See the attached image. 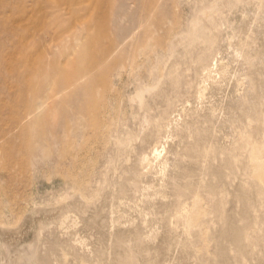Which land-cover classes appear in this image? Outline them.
<instances>
[{
	"label": "rangeland",
	"instance_id": "rangeland-1",
	"mask_svg": "<svg viewBox=\"0 0 264 264\" xmlns=\"http://www.w3.org/2000/svg\"><path fill=\"white\" fill-rule=\"evenodd\" d=\"M261 33L264 0H0V264H264V90L199 97Z\"/></svg>",
	"mask_w": 264,
	"mask_h": 264
},
{
	"label": "bare ground",
	"instance_id": "bare-ground-1",
	"mask_svg": "<svg viewBox=\"0 0 264 264\" xmlns=\"http://www.w3.org/2000/svg\"><path fill=\"white\" fill-rule=\"evenodd\" d=\"M245 11V10H244ZM254 11V10H253ZM245 14V13H244ZM247 15V14H246ZM254 16H255V14H254ZM253 17V16H252ZM257 17V16H256ZM246 18H247V16H246ZM248 18H250V17H248ZM248 18H247V21L246 22H244V24L242 25V27L238 30L239 31V33H242V28H244V27H247V29H248V27L249 26H251V25H249V24H247L248 23ZM255 18V17H254ZM245 19V18H244ZM243 20V19H242ZM258 21V17L255 19V21ZM252 21H250V23H251ZM252 24V23H251ZM254 24V23H253ZM238 27V26H237ZM239 27H240V25H239ZM250 28V27H249ZM237 31V32H238ZM262 31V30H261ZM233 34V33H232ZM261 34H263L264 35V33H261ZM234 35H235V33H234ZM236 36V35H235ZM262 36V35H261ZM260 37V36H259ZM229 38H230V36H229ZM235 38V37H234ZM255 39V38H254ZM238 40V39H237ZM201 41H203V40H201ZM256 41V40H255ZM253 39H250L248 42H246V44H245V46H243V47H241V49H240V47L238 48V49H236V48H234V47H232V48H234L233 50H234V54H233V56H234V60H237L236 61V64H237V62L239 63V64H237L238 66H237V73H234V71L232 70V68H235V66L236 65H234V67L231 65V64H224V63H222L221 61H217V63L215 64L216 66H214V67H216V70H219L220 71V77H219V79L218 80H216V79H214L213 78V75H207L204 79H203V81H204V87L199 91V97L200 96H202V98H204V96H206V95H208V90L206 89L207 88V85L209 86V81H211L212 82V85H215V86H217V87H222V86H224V84L225 85H227L226 84V82H231L232 80V82L235 84L234 86H235V88H236V90L237 91H239V89H241L242 88V86L243 87H245V94L247 95V96H249V98L251 99L252 97H254V99L253 100H255V98L257 97V94H259L258 92L259 91H263L264 90V82H262V84H260V83H257V81H264V51H263V46H262V48L260 49L259 47H257L258 46V44H259V42H255ZM230 42H232V41H229V44H230ZM263 42V41H262ZM261 41H260V43H262ZM235 43V42H234ZM256 43V44H255ZM236 44V43H235ZM225 45V44H224ZM226 45H227V42H226ZM234 45V44H233ZM199 45H194L192 48H191V50L192 51H194V52H196V53H200V48L198 47ZM227 46H229V45H227ZM231 46H232V44H231ZM235 46V45H234ZM237 47V46H236ZM261 47V46H260ZM229 48V47H228ZM231 48V49H232ZM251 48V49H250ZM203 49V48H202ZM230 49V48H229ZM228 50V49H227ZM227 52V51H226ZM225 52V53H226ZM229 52H231V50L229 51L228 50V53ZM233 52V51H232ZM106 53V52H105ZM223 53V52H222ZM224 53V54H225ZM202 54V53H201ZM227 54V53H226ZM203 55V54H202ZM229 55H232L231 53L229 54ZM198 56V55H197ZM232 56V57H233ZM231 57V58H232ZM225 58V57H224ZM197 59H198V61L200 60V57H197ZM222 59V58H221ZM233 59V58H232ZM194 61V60H193ZM228 61V60H227ZM93 62H95V61H93ZM92 62V63H93ZM99 62H100V60H99ZM235 62V61H234ZM175 64V66H176V62L174 63ZM98 65V64H97ZM219 65H220V67H219ZM88 66V65H87ZM96 66V65H95ZM95 66H94V69H95ZM171 66V65H170ZM169 67V66H168ZM88 68H86L85 70H87ZM91 69V68H90ZM89 69V70H90ZM168 69H170V67L168 68ZM175 69H176V67H175ZM93 70V69H92ZM92 70H91V72H92ZM174 70V69H173ZM168 75V74H167ZM169 75H170V73H169ZM168 75V76H169ZM170 77V76H169ZM168 77V78H169ZM243 77H245V80L244 81H242L241 79ZM96 78V77H95ZM94 78V79H95ZM241 78V79H240ZM67 79V78H66ZM165 79V78H164ZM68 80V79H67ZM70 80V79H69ZM72 80V79H71ZM70 80V81H71ZM75 79H73V81H74ZM166 80H167V78H166ZM236 80V81H235ZM69 81V83H71ZM163 81H165V80H163ZM65 82H67V81H65ZM168 82H170V80H168ZM167 82V83H168ZM73 83V82H72ZM79 83V82H78ZM172 83V82H171ZM63 84H65V83H63ZM174 84H176V83H174ZM174 84H172V85H174ZM229 85V84H228ZM231 85V84H230ZM74 86V85H73ZM239 87V88H238ZM241 87V88H240ZM67 88V87H66ZM214 88V87H213ZM228 88V87H227ZM232 88V87H231ZM158 89V88H157ZM212 89V88H211ZM222 89H223V87H222ZM243 89V88H242ZM67 90V89H66ZM145 90H148L147 89V87H146V89ZM159 90H160V88H159ZM244 90H243V92H244ZM153 91V90H152ZM161 91V90H160ZM164 91V90H163ZM174 90H172V92H173ZM207 91V92H206ZM216 91V90H215ZM226 91V90H225ZM234 91V90H233ZM236 91V92H237ZM151 92V91H150ZM155 92H156V89H155ZM155 92H154V94H155ZM171 92V93H172ZM264 92V91H263ZM142 93L144 94L145 92H143L142 91ZM146 93H147V91H146ZM145 93V94H146ZM157 93V92H156ZM165 93V92H164ZM163 93V94H164ZM170 93V94H171ZM211 93H213V92H211ZM211 93H209V94H211ZM234 93H235V91H234ZM234 93H233V95H234ZM238 93V92H237ZM240 93V92H239ZM262 93V92H261ZM261 93L258 95V97L257 98H260V97H262V96H260L261 95ZM217 94V93H216ZM226 94V93H225ZM231 94V93H230ZM229 94V95H230ZM241 94V93H240ZM264 94V93H263ZM148 95V94H147ZM152 95V94H151ZM156 95V94H155ZM159 95V94H158ZM162 95V94H161ZM172 95V94H171ZM170 95V96H171ZM214 95H215V93H214ZM232 95V94H231ZM236 95V94H235ZM243 95V94H242ZM60 96V95H59ZM137 96V95H136ZM144 96V95H143ZM148 96H150V95H148ZM167 96V95H166ZM208 96H210L211 97V95H208ZM238 96V95H237ZM237 96H236V98H237ZM260 96V97H259ZM145 97V96H144ZM153 97V96H152ZM228 97H230V96H228ZM235 97V96H234ZM242 97H244V96H242ZM246 97V96H245ZM138 98L140 99L139 101L140 102H142V101H145L144 100V98L142 97V96H138ZM154 98V97H153ZM167 98H169V97H167ZM239 98V97H238ZM240 98H241V95H240ZM240 98H239V100H240ZM248 98V99H249ZM155 100H156V98H154ZM204 99H206V98H204ZM234 99V98H233ZM135 100V99H134ZM147 100V99H146ZM170 100V99H169ZM168 100V101H169ZM202 100V99H201ZM225 100H226V98H225ZM231 100V99H230ZM230 100L228 101V102H230ZM237 100V99H236ZM242 100V99H241ZM264 100V99H263ZM263 100H261L262 102H263ZM104 101V100H103ZM163 101V100H162ZM168 101H166V103L168 102ZM173 101V100H172ZM238 101V100H237ZM137 102V101H136ZM206 102V101H205ZM225 103H226V101H224ZM244 102V101H243ZM253 102V101H252ZM261 102V103H262ZM200 103V102H199ZM212 103V102H211ZM233 103V102H232ZM239 103V102H238ZM240 103H242L241 101H240ZM202 104V103H201ZM201 104H199V105H201ZM204 104V103H203ZM218 104V103H217ZM235 104H237V103H235ZM143 105V103L141 104V106ZM167 105H168V103H167ZM227 105H230V104H227ZM227 105H226V107H227ZM241 105V104H240ZM144 106V105H143ZM236 106V105H235ZM243 106H244V104H243ZM246 106V105H245ZM237 107V106H236ZM251 107V106H250ZM144 108V107H143ZM184 108V107H183ZM225 108V107H224ZM228 108V107H227ZM233 108V107H232ZM245 108V107H244ZM246 108H247V106H246ZM145 109V108H144ZM182 109V108H181ZM200 109V108H199ZM237 109H238V107H237ZM240 109V108H239ZM256 109V108H255ZM233 110V109H232ZM242 110V109H241ZM241 110H239L240 112H243V111H241ZM244 110V109H243ZM251 110V109H250ZM181 111H185V110H181ZM222 111H223V109H222ZM226 111H227V109H226ZM234 111H235V109H234ZM247 111V110H246ZM203 112H208L207 113V115H206V117L207 118H209V119H211V117H214L215 116V110H214V107L213 106H204L203 105V107L200 109V110H198V114H197V116L198 117H201L200 115H201V113H203ZM232 112V111H231ZM230 112V113H231ZM236 112H237V110H236ZM249 112V111H248ZM182 113V112H181ZM233 113V112H232ZM147 114V113H146ZM149 114V113H148ZM234 114H236V113H234ZM112 115V114H111ZM227 115V114H226ZM230 114H228V116H229ZM232 115V114H231ZM231 115H230V117H231ZM236 115H238L239 116V113H237ZM242 115V114H241ZM104 116V115H103ZM110 116V115H109ZM147 116V115H146ZM225 116V115H224ZM27 117H28V115H27ZM227 117V116H226ZM230 117H228V119L230 118ZM234 118H235V116H233ZM242 117V116H241ZM205 118V117H204ZM222 118V117H221ZM214 119V118H213ZM89 120V119H88ZM149 120V119H148ZM205 120V119H204ZM222 120H223V118H222ZM251 120V119H250ZM188 121V120H187ZM208 121V120H207ZM229 121V120H228ZM91 122V121H90ZM188 124V123H187ZM179 126V125H178ZM168 127V126H167ZM149 131V130H148ZM172 131V130H171ZM225 131V130H224ZM147 132V131H146ZM193 132V131H192ZM192 132L190 131V133L188 132V134H187V136H189L190 138H192L191 137V134H192ZM149 133V132H148ZM148 133H146V134H148ZM150 134V137H151V133H149ZM157 134H158V132H157ZM146 136H148V135H146ZM192 136H193V134H192ZM147 138V137H146ZM144 139H145V137H144ZM2 140V139H1ZM148 140H150V139H148ZM147 140V141H148ZM146 141V142H147ZM151 141V140H150ZM147 144V143H146ZM151 144H152V142H151ZM120 145V144H119ZM143 146L145 145V144H142ZM148 145V144H147ZM146 145V146H147ZM143 146H141V150L143 149L142 147ZM181 146V145H180ZM179 146V147H180ZM182 147V146H181ZM9 148V147H8ZM128 149L127 150H129L130 148H129V146L127 147ZM147 148V147H146ZM187 149H185V152H183V153H181L180 155L181 156H185V155H188L189 157H190V160L193 162V165H197V164H202L199 160H200V157H199V155H198V153L199 154H203L204 153V150L202 149V150H197L196 149V147H192V148H190V147H186ZM145 149V148H144ZM150 149V148H149ZM148 149V150H149ZM178 149H180V148H178ZM182 149H184V148H182ZM19 150V149H18ZM126 150V149H125ZM124 150V151H125ZM22 151V150H21ZM139 151V150H138ZM178 152H180L179 150H177ZM183 151V150H182ZM17 152V151H16ZM131 152V151H130ZM141 152V151H140ZM140 152H138L139 153V155H142V153L140 154ZM145 152V151H144ZM151 152V151H150ZM127 153V152H126ZM146 153V152H145ZM170 153V152H169ZM172 153H174V152H172ZM171 153V154H172ZM36 154H37V151H36ZM39 154V153H38ZM144 154V153H143ZM178 154V153H177ZM149 157V154L147 153V155H146V157ZM173 156V155H172ZM145 157V156H144ZM143 157V158H144ZM145 157V158H146ZM147 157V158H148ZM141 158V157H140ZM170 158V157H169ZM175 158V157H174ZM187 158V157H186ZM149 159V158H148ZM156 159V158H155ZM172 159V158H171ZM183 159V158H182ZM181 159V161H180V163H182V160ZM41 160L43 161V159L41 158ZM147 160V159H146ZM185 160V159H184ZM187 160V159H186ZM159 161V160H158ZM189 161V160H188ZM202 161V160H201ZM146 163L148 162V161H145ZM151 162V161H150ZM185 163H187L186 161H184ZM183 162V163H184ZM119 163H120V161H119ZM149 163V162H148ZM184 163V164H185ZM162 164H164L163 166V168H162V172H160V173H162L163 174V177H165L166 176V172H168L169 173V167H170V163H169V161L168 160H166V161H162ZM174 164V163H173ZM172 164V165H173ZM36 165H37V167H39L38 165H40V164H37L36 163ZM116 165H117V163H116ZM171 165V166H172ZM183 165V164H182ZM188 165V164H187ZM177 166V165H176ZM175 167V166H174ZM176 168V167H175ZM180 168V167H179ZM150 169V168H149ZM182 171V170H181ZM150 172H152L151 171V169H150ZM186 172V171H185ZM184 172V173H185ZM188 172V171H187ZM186 172V173H187ZM172 173V172H171ZM184 173H180V175L181 174H183V175H181V176H183L184 177ZM160 175V174H159ZM169 175V174H168ZM171 175V174H170ZM169 175V177H171ZM186 175V174H185ZM154 176H156L155 175V173H154ZM174 176H175V173H174ZM159 177V176H158ZM168 177V176H167ZM13 178V177H12ZM166 178V177H165ZM174 178V177H173ZM176 178V177H175ZM162 179V178H161ZM172 179V178H171ZM178 179H180V178H178ZM163 181V180H162ZM168 181V183H169V181H170V179H168L167 180ZM172 181V180H171ZM170 181V182H171ZM175 181H176V179H175ZM177 181H179V180H177ZM160 182V181H159ZM165 182V181H164ZM163 182V183H164ZM173 182H174V179H173ZM179 183H180V181H179ZM179 183H177V185L179 184ZM176 183H173V186L175 185ZM169 185H172V184H169ZM157 186V185H156ZM172 186V187H173ZM176 186V185H175ZM179 186V185H178ZM178 186H176L177 188H178ZM180 187V186H179ZM151 188H152V186H151ZM154 188V187H153ZM158 188V187H157ZM175 188V187H174ZM176 188V189H177ZM146 189H147V186H146ZM122 190H124V189H122ZM136 190V189H135ZM143 190V189H142ZM145 190V189H144ZM152 190V189H151ZM157 190V189H156ZM139 191H140V189H139ZM123 193L125 192V191H122ZM137 192V191H136ZM121 193V192H120ZM142 194H144V193H142ZM146 194H147V191H146ZM125 195V194H124ZM124 195H122V196H124ZM127 195V194H126ZM141 195V194H140ZM146 196V195H145ZM158 196H159V194H158ZM162 196V195H161ZM125 197V196H124ZM127 197V196H126ZM130 197V196H129ZM128 197V198H129ZM132 197V196H131ZM130 197V198H131ZM144 197V196H143ZM122 198V197H121ZM127 199V198H126ZM125 199V200H126ZM132 199L133 200H135L133 197H132ZM123 200V199H122ZM165 200V199H164ZM119 201H121V200H119ZM119 201H117V205L119 204L118 202ZM129 201H130V199H129ZM129 203H131V202H129ZM142 203V202H141ZM165 203H167V202H165ZM123 204H125V202L123 203ZM122 204V205H123ZM140 204V203H139ZM138 204V205H139ZM114 205H115V203H114ZM128 205V204H127ZM124 206V205H123ZM134 206V205H133ZM142 206V205H141ZM160 206V205H159ZM116 207V206H115ZM124 208H125V206H124ZM128 208H129V206H128ZM131 208V207H130ZM165 208V207H164ZM132 209V208H131ZM130 209V210H131ZM119 210V209H118ZM130 210H128V211H130ZM133 210V209H132ZM115 211H117V210H115ZM125 212V211H124ZM159 212V211H158ZM154 213H155V211H154ZM121 214H122V211H121ZM156 214V213H155ZM116 215V214H115ZM114 215V216H115ZM117 215H118V213H117ZM123 215H124V213H123ZM125 215H126V213H125ZM151 215H152V213H151ZM154 215V214H153ZM158 215H159V213H158ZM122 216V215H121ZM155 216V215H154ZM153 216V217H154ZM160 216V215H159ZM119 217V216H118ZM126 217V216H125ZM153 217H151V218H153ZM115 218V217H114ZM113 218V219H114ZM156 219H157V217H155ZM67 219V218H66ZM120 219V218H119ZM122 219V218H121ZM127 219V218H126ZM158 219H159V217H158ZM133 220V219H132ZM138 220H140V219H138ZM123 221V220H122ZM127 220H125V224L126 223H128V224H130L131 225V222L129 223V222H126ZM156 221V220H155ZM60 222V221H59ZM66 222V221H65ZM115 222H118V221H115ZM134 222V221H133ZM145 223H146V221H144ZM62 223H64V222H62ZM68 223V222H67ZM119 223V222H118ZM122 224V223H121ZM124 224V223H123ZM127 224V225H128ZM138 224L140 225V223H137L136 225L138 226ZM64 225H65V223H64ZM120 225V224H119ZM118 225V226H119ZM146 225V224H145ZM226 225H228V224H226ZM65 226H67V225H65ZM147 226V225H146ZM142 227L144 228L145 226H143V224H142ZM141 227V228H142ZM237 227V226H236ZM2 230H3V228L2 227H0ZM147 228V227H146ZM229 228H231V225H230V227ZM239 228V227H238ZM41 229V228H40ZM43 229V228H42ZM45 229V228H44ZM232 229V231H233V229H235V228H231ZM240 229V228H239ZM141 230V229H140ZM46 231V230H45ZM148 231V230H147ZM146 231V232H147ZM231 231V232H232ZM235 231V233L234 232H232V236H235V238H237V239H239L240 238V241H241V237H242V235L244 234H242V231H241V229L240 230H234ZM241 231V232H240ZM5 232H6V228H5ZM4 232V233H5ZM143 232H144V229H143ZM226 232V231H225ZM142 233V232H141ZM140 233V234H141ZM1 234H2V232H1ZM6 234V233H5ZM5 234H4V236H5ZM41 234V233H40ZM144 234H147V233H145L144 232ZM143 234V235H144ZM248 234V233H247ZM153 235V234H152ZM230 235H231V233H230ZM246 234H244V236H245ZM113 236V235H112ZM111 236V237H112ZM140 236V235H139ZM145 236V235H144ZM6 237V236H5ZM4 237V238H5ZM145 237H147V236H145ZM151 238L153 237L154 238V236H150ZM246 238H247V236H245ZM244 237V238H245ZM3 237H1V240H3L2 239ZM44 238V237H43ZM140 239L142 238V237H139ZM152 238V239H153ZM246 238H245V240H246ZM117 239V238H116ZM140 239H138V240H140ZM144 239V237L141 239L143 242H145V240H143ZM149 239V238H148ZM234 239V237H232V240ZM0 240V241H1ZM47 240H48V237H47ZM130 240V239H129ZM134 240H137V239H134ZM150 240V239H149ZM117 241H119L120 242V240L118 239ZM234 241L236 242V241H238V240H236V239H234ZM12 242V241H11ZM64 242H65V240H64ZM68 242V241H67ZM126 242H128V240L126 241ZM131 242V241H130ZM129 242V243H130ZM136 242V241H135ZM138 242V241H137ZM143 242H142V244H143ZM147 242H149L148 240H147ZM146 242V243H147ZM152 242H153V240H152ZM151 242V243H152ZM73 243V242H72ZM118 243V242H117ZM150 243V244H151ZM238 243V242H237ZM1 244V243H0ZM66 244V243H65ZM131 244V243H130ZM140 244H141V241H140ZM141 244V245H142ZM150 244H147L148 245V247H150V249H152V247L151 246H149ZM157 244V243H156ZM160 242H159V248H160ZM40 245V244H39ZM72 245V247L74 246V244H71ZM140 245V246H141ZM238 245V244H237ZM34 246V245H33ZM62 246V245H61ZM70 246V245H69ZM69 246H67L66 245V248L67 247H69ZM130 246V245H129ZM146 246V245H145ZM153 246H155L154 244H153ZM162 246V245H161ZM133 247V246H132ZM163 247V246H162ZM29 248V247H28ZM45 248V247H44ZM156 248V247H155ZM165 248V247H164ZM48 249V248H47ZM56 249V248H55ZM70 249H71V247H70ZM73 249H75V248H73ZM78 249V248H77ZM158 249V248H157ZM163 249V248H162ZM34 250H36L35 248H34ZM33 250V251H34ZM52 250V249H51ZM50 250V251H51ZM57 250H59V249H57ZM76 250V249H75ZM79 250V249H78ZM148 250V249H147ZM154 250H156V249H154L153 248V251ZM159 250H161V248L159 249ZM49 251V250H48ZM60 251H62L61 249H60ZM77 251V250H76ZM132 251H133V249H132ZM136 251V250H135ZM146 251V250H145ZM150 251V250H149ZM152 251V250H151ZM152 251V252H153ZM158 250H156V253H158L157 252ZM35 252V251H34ZM34 252H32V253H34ZM38 252V251H37ZM41 252V251H40ZM55 252H56V250H55ZM64 252H67V251H64ZM70 252V251H69ZM68 252V253H69ZM86 252V251H85ZM155 252V251H154ZM31 253V254H32ZM46 253V252H45ZM51 253V252H50ZM49 253V254H50ZM52 253H54V251L52 252ZM57 253H59V252H57ZM72 253V252H71ZM77 253V252H76ZM83 253V252H82ZM129 253V252H128ZM127 253V254H128ZM137 253H138V251H137ZM141 253L143 254V252L142 251H140V254H138L137 255V258H138V256L139 255H141ZM160 253V252H159ZM39 254V253H38ZM44 254V253H43ZM48 254V255H49ZM56 254V253H55ZM54 254V255H55ZM74 254H75V251H74ZM96 254V253H95ZM132 254V253H131ZM130 254V255H131ZM135 253H133V255H134ZM129 255V254H128ZM127 255V256H128ZM160 255V254H159ZM163 255V254H162ZM161 255V256H162ZM37 256L38 255H36V258H37ZM43 256V255H42ZM46 256V255H45ZM50 256H51V254H50ZM61 256V255H60ZM132 256V255H131ZM131 256H129V257H131ZM144 256V255H143ZM53 257V256H52ZM128 257V258H129ZM136 257V256H135ZM134 256H133V259L135 258ZM141 257V256H140ZM140 257H139V260H140ZM6 258V257H5ZM21 258V257H20ZM42 258H44V257H42ZM59 258V257H58ZM85 258V257H84ZM161 258V257H160ZM16 259H18V258H16ZM15 259V260H16ZM22 259H23V257H22ZM21 259V260H22ZM38 259V258H37ZM37 259H34V260H37ZM55 258H53L52 260H54ZM77 259V258H76ZM8 260V259H7ZM21 260H19V261H21ZM26 260V259H25ZM25 260H23V261H25ZM29 260V259H28ZM27 260V261H28ZM39 261L41 260V259H38ZM37 260V261H38ZM46 260H47V257H46ZM45 260V258H44V261H46ZM48 260H49V258H48ZM51 260V259H50ZM55 260H57V259H55ZM54 260V261H55ZM77 260H79V259H77ZM81 260H82V258H81ZM131 260V259H130ZM138 260V259H137ZM136 260V261H137ZM139 260H138V262H139ZM157 260H159V259H157ZM156 260V261H157ZM23 261H21V262H23ZM38 261V262H39ZM72 261V260H71ZM83 261V260H82ZM155 261V262H156ZM15 262V261H14ZM29 262H30V260H29ZM32 262V261H31ZM30 262V263H31ZM38 262H36L37 264H38ZM50 262V261H49ZM60 262H62V261H60ZM78 262H80V261H78ZM130 262H133V261H130ZM130 262H128V263H130ZM29 263V264H30ZM46 263V262H45ZM45 263H43V264H45ZM51 263V262H50ZM136 263V262H135ZM140 263V262H139ZM15 264H16V262H15ZM19 264V263H18ZM21 264H23V263H21ZM27 264V263H26ZM32 264V263H31ZM42 264V263H41ZM49 264V263H48ZM55 264V263H54ZM60 264V263H59ZM81 264V263H80ZM133 264V263H132Z\"/></svg>",
	"mask_w": 264,
	"mask_h": 264
}]
</instances>
